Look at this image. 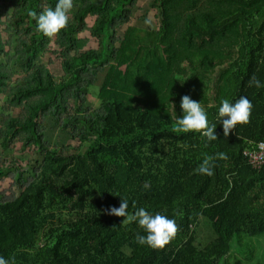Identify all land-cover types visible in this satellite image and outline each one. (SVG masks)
I'll list each match as a JSON object with an SVG mask.
<instances>
[{"label": "trees", "instance_id": "trees-1", "mask_svg": "<svg viewBox=\"0 0 264 264\" xmlns=\"http://www.w3.org/2000/svg\"><path fill=\"white\" fill-rule=\"evenodd\" d=\"M57 2L0 0V181L20 190L11 198L0 191V257L9 264L251 257L246 247L264 234V87L248 82L255 75L264 84V0H152L158 26L146 23L150 8L139 13V0H73L68 26L48 38L29 13ZM54 47L60 67L52 74L45 53ZM184 95L201 103L216 140L172 131ZM242 95L252 102L251 122L226 137L219 107ZM14 146L42 159L29 161L27 172L7 167ZM217 153L228 158L215 160L212 176L198 174ZM122 197L130 214L142 207L174 219L175 238L162 250L139 245L145 230L105 211ZM204 230L213 231L208 243Z\"/></svg>", "mask_w": 264, "mask_h": 264}, {"label": "clouds", "instance_id": "clouds-1", "mask_svg": "<svg viewBox=\"0 0 264 264\" xmlns=\"http://www.w3.org/2000/svg\"><path fill=\"white\" fill-rule=\"evenodd\" d=\"M72 8L73 0H58L54 9L46 8L39 14L36 11H31L29 15L36 21L39 32L48 38H53L68 26V13ZM146 23H151V21L146 20ZM248 84L250 87H264V84L255 75L249 79ZM180 107L183 110V116L175 121L172 127L173 132L177 134L200 133L209 143L218 138L215 131L216 125H210L207 114L200 102L193 100L189 95H184L181 98ZM252 109V102L243 95L235 103H231L228 99L223 100L219 107L218 118L223 124L224 136L227 137L237 125L249 124L251 122ZM227 158L225 153L206 156L198 165L196 172L212 176L214 174L215 160H226ZM143 187L149 189L151 185L149 182H145ZM128 209L129 203L122 197L119 207L112 206L105 211L108 215L125 217L123 223L137 222L146 232V235L137 233L136 242L139 245H147L153 249L162 250L175 238L179 231L176 221L165 215L159 213L152 215L142 207L130 214ZM0 264H9V261L0 257Z\"/></svg>", "mask_w": 264, "mask_h": 264}, {"label": "rangeland", "instance_id": "rangeland-1", "mask_svg": "<svg viewBox=\"0 0 264 264\" xmlns=\"http://www.w3.org/2000/svg\"><path fill=\"white\" fill-rule=\"evenodd\" d=\"M139 6V13H141L143 10L147 9V7L150 8L149 10V20L151 21V24H153L154 26H158L160 20L159 17H157V9H155L154 7H152V0H139L138 3ZM139 15V14H137ZM137 22L136 18H135V23ZM7 36H9V32L8 31H3V37L5 39V41L7 40ZM97 41L95 39H91L90 41V46L93 47H97L96 45H98L96 43ZM57 51V48H52V50L47 51V53H45V56H47V58H45V62L49 63V66H51L50 70L52 72V74H55L59 71V67H60V63H59V59L57 54L55 53ZM25 74H20V75H16L14 76V80H13V84H15L16 82L18 83L20 81V79H22V77ZM103 75L100 76L99 82L102 81ZM98 84V83H97ZM93 99V98H91ZM3 103V99L0 98V106ZM18 110L15 111V115H17ZM72 144H74V146L78 145V142H72ZM13 153H6L4 154V157L9 156L10 159L12 160H7L6 162V166L7 167H13V169L15 168H20V170L27 172L30 169V166H28V162L34 159L39 161L42 159V156L38 153V152H34V153H29L26 154L27 151L24 152L25 148H21V147H17L14 146L13 147ZM3 157V158H4ZM17 160L20 161V163L23 165H21ZM4 160H0V163H3ZM32 169V167H31ZM0 191H2L3 195L5 198H11V195H18L20 193L19 188L16 187V183L10 179V178H6L2 181H0ZM1 193V192H0ZM204 225V224H203ZM208 227V225H207ZM201 229H203V227H201ZM206 230H204L203 233H207V237H205V234L202 233V239L200 237V240L204 241L206 240V238H209V240L207 241V243L211 240L210 238L213 237V231H209V232H205ZM214 238V237H213ZM212 238V239H213ZM206 243V244H207ZM205 244V245H206ZM246 249H248V251L252 252V256L251 257H246L248 259H245V256L240 255V253H236V258L241 259L240 264H264V234L263 236H261L260 238H256L253 241L250 242V244L248 245V247H246ZM234 264V262L232 263Z\"/></svg>", "mask_w": 264, "mask_h": 264}, {"label": "built area", "instance_id": "built-area-1", "mask_svg": "<svg viewBox=\"0 0 264 264\" xmlns=\"http://www.w3.org/2000/svg\"><path fill=\"white\" fill-rule=\"evenodd\" d=\"M263 150H264V146H263ZM254 160H256V162H258V160H260V158L258 156H255Z\"/></svg>", "mask_w": 264, "mask_h": 264}]
</instances>
